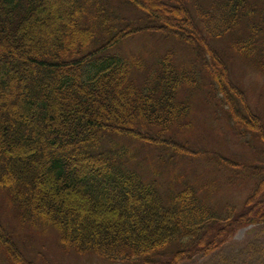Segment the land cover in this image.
I'll list each match as a JSON object with an SVG mask.
<instances>
[{"label": "trees", "instance_id": "16d2710c", "mask_svg": "<svg viewBox=\"0 0 264 264\" xmlns=\"http://www.w3.org/2000/svg\"><path fill=\"white\" fill-rule=\"evenodd\" d=\"M55 1L60 13L49 0H0V189L20 220L54 228L64 247L124 264L190 263L239 228L264 224L262 127L209 44L255 15L251 0H218L211 10L196 0H157L155 9L141 0ZM120 5L133 19L119 15ZM140 33L190 47L193 66L211 79L208 99L254 150L253 160H231L236 173L239 164V173L254 178L240 206L228 202L217 213L192 184L164 192L130 163L122 140L176 144L168 132L190 109L181 94L207 84L172 48L144 71L139 55L118 48ZM249 35L231 47L244 50L261 33ZM261 43L255 59L264 67ZM0 250L15 264H31L2 222Z\"/></svg>", "mask_w": 264, "mask_h": 264}, {"label": "rangeland", "instance_id": "374dc122", "mask_svg": "<svg viewBox=\"0 0 264 264\" xmlns=\"http://www.w3.org/2000/svg\"><path fill=\"white\" fill-rule=\"evenodd\" d=\"M54 1L49 0L52 6H57L55 13H60L61 4ZM141 1L152 9L157 7L154 4L157 0ZM217 1L196 0L204 9L209 10L211 4ZM250 4L256 5H251L255 9V15L250 16L245 24H238L228 34L210 38L209 44L213 49L211 55L220 57L226 65V73L232 81L230 82L237 86L236 92L241 94L244 105L254 115V122L259 120L264 135V67L255 59L258 51L256 45L260 47L264 40V0H251ZM118 11L119 15L133 19L132 12L125 6L120 5ZM65 27L67 22L64 21L60 28L63 31ZM250 31L261 33L256 42H251L250 47L244 50L231 47L233 41H243L249 37ZM118 48L128 57L139 55L144 71L154 64L158 54L172 48L177 61L199 69L205 75L203 82L207 83L206 87L181 94V97L190 98V109L181 126L168 132L176 144L155 147L147 141L122 140L123 145L132 150L129 153L134 158L130 163L144 177L158 180L164 192L169 188H178L186 182L192 184L200 190L202 198L217 213H222L228 202L241 204L250 194L254 178L239 173V164L236 173L231 160H253L254 150L247 147L237 136L223 108L215 100L208 99L212 97L206 90L211 79L205 74L203 66H193L196 58L190 47L173 38L140 33L124 39ZM0 222L10 231L17 246L31 264H124L94 252H77L64 247L54 228L42 229L21 221L16 208L1 189ZM12 257L5 250H0V264H15ZM185 264H264V224L239 228L216 252L209 256H197Z\"/></svg>", "mask_w": 264, "mask_h": 264}]
</instances>
